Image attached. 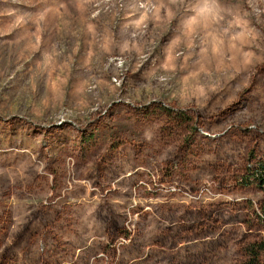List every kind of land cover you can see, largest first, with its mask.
<instances>
[{"label": "rangeland", "instance_id": "374dc122", "mask_svg": "<svg viewBox=\"0 0 264 264\" xmlns=\"http://www.w3.org/2000/svg\"><path fill=\"white\" fill-rule=\"evenodd\" d=\"M252 155L264 0H0V264H242Z\"/></svg>", "mask_w": 264, "mask_h": 264}, {"label": "trees", "instance_id": "16d2710c", "mask_svg": "<svg viewBox=\"0 0 264 264\" xmlns=\"http://www.w3.org/2000/svg\"><path fill=\"white\" fill-rule=\"evenodd\" d=\"M255 163L249 165L242 181L246 185L255 186L264 193V157L259 158L255 155L251 156ZM264 218V203L260 208ZM246 259L242 264H264V240L250 244L245 249Z\"/></svg>", "mask_w": 264, "mask_h": 264}]
</instances>
